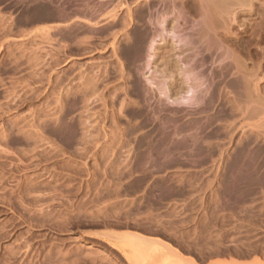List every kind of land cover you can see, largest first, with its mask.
Returning <instances> with one entry per match:
<instances>
[{
  "label": "rangeland",
  "instance_id": "rangeland-1",
  "mask_svg": "<svg viewBox=\"0 0 264 264\" xmlns=\"http://www.w3.org/2000/svg\"><path fill=\"white\" fill-rule=\"evenodd\" d=\"M16 1L0 3L13 24L0 38V264H133L123 234L197 264H264V0L229 12L207 0L98 11L90 0L87 13L86 0H45L74 12L43 22ZM141 28L156 38L128 62L117 38ZM101 39L106 48L79 53Z\"/></svg>",
  "mask_w": 264,
  "mask_h": 264
},
{
  "label": "bare ground",
  "instance_id": "bare-ground-1",
  "mask_svg": "<svg viewBox=\"0 0 264 264\" xmlns=\"http://www.w3.org/2000/svg\"><path fill=\"white\" fill-rule=\"evenodd\" d=\"M5 0H0V3H2V2H4ZM52 1V0H51ZM67 1V0H66ZM65 1V2H66ZM85 1V0H84ZM122 2L124 1V0H121ZM132 1V0H131ZM207 1H209L211 4H212V6L214 7V8H216V9H218V8H224V10L226 11L227 9V12H229V11H231V10H229L230 8H234V7H236V5H238L239 6V8H241V7H245V6H248V7H252L253 6V3H254V1L255 0H207ZM70 2H72V0L70 1ZM119 2V1H118ZM118 2H117V4L115 3V7H116V5H118ZM119 2L120 4L119 5H121L123 8H127V7H124V6H126V4L123 2ZM134 2V1H133ZM152 2H153V0H140V4H142V3H146L147 5L148 4H152ZM54 3V2H53ZM100 6L98 5V7L99 8H97L98 9V11L99 10H103L104 11V9H106V8H108V6H110V5H112V4H114V0H100ZM154 3V2H153ZM209 3V4H210ZM9 3H7L6 5H8ZM82 4V3H81ZM137 4V3H136ZM18 6L19 8H21V10H22V12H24V15L26 16V21L27 20H29V21H34V22H36V21H54V20H60V19H63V20H65V19H67V18H69L70 17V15H71V13H73L74 11H69V9H68V11H66L65 9H67L68 7L66 6V7H64V8H62V7H60L61 9H58V8H55V7H57V6H53L52 5V2L50 3V1H45V0H17L16 2H15V5L14 6ZM83 5H85V6H83V7H85V8H82L83 9V11L85 12V13H87V9L88 8H90V0H86L84 3H83ZM11 6V5H10ZM75 6V5H74ZM142 6V5H141ZM144 6V5H143ZM151 6V5H150ZM211 6V7H212ZM223 6V7H222ZM237 6V7H238ZM5 7V6H4ZM59 7V6H58ZM113 7V6H112ZM121 7V8H122ZM117 8H118V6H117ZM144 8V7H143ZM226 8V9H225ZM64 9V10H63ZM91 9H92V7H91ZM167 9V8H166ZM215 9V10H216ZM250 9H252V8H250ZM73 10V9H72ZM144 10V9H143ZM209 10H210V8H209ZM215 10H214V12H215ZM220 10V9H219ZM79 11V10H78ZM77 11V12H78ZM210 11H212V10H210ZM127 12V11H126ZM141 13L139 14L140 15V18L142 19V18H145V16L147 15V14H145V12H143V11H140ZM79 13V12H78ZM105 13H107V12H105ZM127 13H129V14H131L132 15V13H131V10L130 9H128V12ZM126 13V14H127ZM212 13V12H211ZM119 14V13H118ZM118 14L117 13H113V14H111L110 16H109V18L110 17H114V18H116V17H118ZM2 15V14H1ZM233 15V17H232V19H234V17H235V14L233 13L232 14ZM124 16V15H123ZM123 16H119V18H117V20L115 21L114 19V21H112L113 22V25H112V27L114 26V25H117L118 24V22H119V20H120V18H122ZM125 17V16H124ZM124 17L122 18V24L124 23V21H128V19L126 18L125 20H123L124 19ZM132 18V17H131ZM136 18V17H135ZM160 18V17H159ZM8 19V18H7ZM98 19V18H97ZM162 19V18H161ZM236 19V18H235ZM25 20V19H24ZM159 20V19H158ZM10 21H11V19H10ZM13 21V20H12ZM102 21V20H101ZM131 21V20H130ZM130 21H129V23H130ZM209 21V20H208ZM233 21H235V20H233ZM70 22V21H69ZM68 22V23H69ZM92 22V21H91ZM103 22V21H102ZM152 22V21H151ZM158 22V21H157ZM14 23V22H13ZM83 23H85V22H83ZM100 22L98 21V22H95L94 24H98L99 26H100V24H99ZM110 23H111V20H110ZM128 23V22H127ZM62 24V23H61ZM89 24V23H88ZM91 24H93V22L91 23ZM90 24V25H91ZM168 23H167V19L164 17L163 18V20H161V23H160V25H161V31L159 30V32L157 33L158 34V37H161V39H163L164 37V34H163V30L165 29L164 28V26L165 27H167L166 25H167ZM13 24L12 23H8L7 24V22H6V20H4V19H0V38H1V36H2V38H3V36L4 35H6L7 33L8 34H10L9 32L11 31H13V30H11V26H12ZM83 25V24H82ZM170 25V24H169ZM118 26V25H117ZM123 26H125V23H124V25ZM90 27V26H89ZM212 27V26H211ZM27 28V27H26ZM28 28H31V27H28ZM44 28V27H43ZM67 28V27H66ZM92 28V27H91ZM104 28V27H103ZM146 28V27H145ZM172 28H174L173 26H172ZM49 29L50 28H47V29H42L43 31H45V32H41V33H44V34H46L47 35V38H50L49 37V33L50 32H48L49 31ZM89 29V28H88ZM95 29H96V27H95ZM148 29V28H147ZM212 29V28H211ZM51 30V29H50ZM93 30V29H92ZM103 30V29H102ZM109 30V29H108ZM115 30V29H114ZM138 31H136L135 32V34H128V33H123L122 32V36L121 37H119V38H117V40L118 39H120L121 41H124V43L126 42V46H125V50H124V52H125V56L128 58L127 60H128V62H129V60H135V59H138L137 57L139 56V55H141V53H143L142 52V50H143V48H144V46L146 45V43L148 42V40H150L151 39V41L153 40L152 38L154 37V38H156L155 37V35L152 37L151 35H150V33H149V31H150V29H149V31L148 30H144V28H143V30L144 31H142V28H141V30H139V29H137ZM152 30V29H151ZM32 31V30H31ZM110 31V30H109ZM112 32H115V31H112ZM129 32V31H128ZM40 33V34H41ZM69 33V34H68ZM67 33V36L68 37H73V35H71V33H70V31ZM111 33V32H110ZM116 33V32H115ZM152 33H155V32H152ZM151 33V34H152ZM13 34V33H12ZM30 34V33H29ZM28 34V35H29ZM77 34V33H76ZM61 35V34H60ZM65 35H66V33H65ZM79 35V34H78ZM109 35V34H108ZM39 36V35H38ZM107 36V35H106ZM134 36V37H133ZM205 36H206V34H205ZM37 37V36H36ZM43 37L44 38H46L44 35H43ZM108 37V36H107ZM199 37H200V35H199ZM41 39V38H40ZM87 39V38H86ZM27 40V39H26ZM28 40H29V38H28ZM33 39H31V41H32ZM41 40H43V39H41ZM50 40V39H49ZM116 40V39H115ZM114 40V42L113 43H110L111 44V46H109L108 48H107V50L109 49L111 52H112V54L114 55V56H118V51H119V49H120V47L118 46V44L120 43V42H118V41H115ZM13 41V40H12ZM34 41V40H33ZM35 41H36V39H35ZM89 41V40H88ZM153 43V42H152ZM53 44V43H52ZM105 44H107V43H105V41H102V39L101 40H99V41H94V42H87V44H85V45H83V46H81V47H78V50H79V53L81 54V55H83V54H86L87 52H92V51H94V50H99V49H101V48H106L105 46H107V45H105ZM109 44V45H110ZM40 45V44H39ZM51 45V44H50ZM14 46V45H13ZM11 47V46H10ZM26 47V46H25ZM36 47V46H35ZM41 47V46H40ZM68 47V46H67ZM55 48V47H54ZM59 48H60V46H59ZM103 48V49H104ZM10 49V48H9ZM27 49V48H26ZM62 49V48H61ZM63 49H64V47H63ZM66 49V48H65ZM106 50V51H107ZM121 50H123V48L121 49ZM145 50V49H144ZM58 51V50H57ZM59 51H62V50H59ZM70 51V50H69ZM109 51V52H110ZM30 52V51H29ZM28 52V53H29ZM101 52V51H100ZM108 52V53H109ZM123 52V51H122ZM159 52V51H158ZM12 53V52H11ZM10 53V54H11ZM34 53V52H33ZM60 53V52H59ZM62 53V52H61ZM99 53V52H98ZM30 54V53H29ZM54 54V53H53ZM64 54H65V52H64ZM105 54V53H104ZM26 55V54H25ZM57 54H55V56H56ZM9 56V55H8ZM54 56V57H55ZM113 56V57H114ZM12 57V56H11ZM10 57V58H11ZM53 57V58H54ZM9 58V57H8ZM52 58V57H51ZM65 58V57H64ZM78 58V57H77ZM17 60H19V61H17ZM21 60V58L20 57H17V59L15 60L16 62H20V63H18V66L19 65H22V64H24V61H20ZM35 60V59H34ZM60 60H61V56H60V54L58 55V57L57 58H55L52 62H51V64L54 62V63H56V62H60ZM63 60V59H62ZM27 61V60H26ZM32 61V60H31ZM131 61H130V63H131ZM35 62V61H34ZM26 63H28V62H26ZM39 63V62H38ZM65 63V62H64ZM132 63H134V62H132ZM34 64V63H33ZM120 64V63H119ZM135 64V63H134ZM35 65V64H34ZM61 65V64H60ZM63 65V64H62ZM32 66V65H31ZM40 66V65H39ZM52 66V65H51ZM56 66V65H55ZM16 67H17V65H16ZM108 67V66H107ZM105 68V67H104ZM14 69V68H13ZM224 72V71H223ZM41 73V72H40ZM44 74V73H43ZM98 74V73H97ZM97 74H95V75H97ZM34 75V74H33ZM36 76H37V74H36ZM39 76V75H38ZM37 76V77H38ZM44 76V75H43ZM99 76H101V75H99ZM99 76H96L97 78H100ZM124 76V75H123ZM225 76V75H224ZM58 77V76H57ZM95 77V78H96ZM102 78V77H101ZM36 79V78H35ZM42 79V78H41ZM60 80V79H59ZM62 80V79H61ZM91 80V79H90ZM98 80H101V79H98ZM98 80H96V81H98ZM2 81V80H1ZM89 81V80H88ZM251 81V80H250ZM26 82V81H25ZM38 82V81H37ZM98 82H100V81H98ZM36 83V82H35ZM69 85V84H68ZM85 85V84H84ZM88 85H89V83H88ZM256 85V84H255ZM74 86V85H73ZM85 86H87V85H85ZM246 86V85H245ZM61 87V86H60ZM69 87V86H68ZM90 87H88V89H89ZM66 89V88H65ZM30 90V89H29ZM67 90H69V89H67ZM68 92V91H67ZM87 92V91H86ZM90 92H91V89H90ZM93 92V91H92ZM174 92V91H173ZM161 93V92H160ZM86 94V93H85ZM90 94V93H89ZM87 95V94H86ZM196 95V94H195ZM100 96V95H99ZM141 96V95H140ZM198 96V95H197ZM94 97V96H93ZM103 97V96H102ZM195 97V96H194ZM199 97V96H198ZM20 98V97H19ZM65 98V97H64ZM253 98V97H252ZM85 99V98H84ZM102 99V98H101ZM137 99V98H136ZM90 100V99H89ZM62 101V100H61ZM124 101H126V99H124ZM248 101V100H247ZM258 101V100H257ZM127 102V101H126ZM130 102H132V101H130ZM136 102V101H135ZM176 102H178V101H176ZM229 102V101H228ZM125 103V102H124ZM127 103H129V102H127ZM199 103V102H198ZM130 104V103H129ZM129 104H123V103H121V107L123 106V105H129ZM133 104H136V103H134V102H132L131 103V105H133ZM137 105V104H136ZM104 106V105H103ZM134 106V105H133ZM107 107V106H106ZM128 107V106H127ZM130 107V106H129ZM63 107H59L58 108V110L59 111H63V109H62ZM123 108H124V106H123ZM134 108V107H133ZM131 109V108H130ZM45 110H47V109H45ZM132 110V109H131ZM135 110V109H134ZM139 110V109H138ZM182 110V109H181ZM89 111V110H88ZM136 111V110H135ZM141 111V110H140ZM256 111V110H255ZM95 112V111H94ZM113 112V111H112ZM132 112H134V111H132ZM144 112V111H143ZM176 112V111H175ZM39 113V112H38ZM107 113V112H106ZM106 113H104L105 115H107ZM44 114V113H43ZM46 114H47V112H46ZM45 114V115H46ZM52 114V113H51ZM63 114V113H62ZM140 113H135L134 114V116H138ZM48 115V114H47ZM91 115V114H90ZM132 115H133V113H132ZM95 116V115H94ZM93 116V117H94ZM108 116V115H107ZM110 116V115H109ZM117 116V115H116ZM141 116H142V114H141ZM40 118V117H39ZM45 118V117H44ZM52 118V117H51ZM54 118V117H53ZM52 118V119H53ZM89 118V117H88ZM103 118H104V116H103ZM41 119V118H40ZM47 119V118H46ZM46 119L44 120L45 122H47L46 121ZM85 119V118H84ZM134 119V118H133ZM136 119V118H135ZM142 119V118H141ZM103 120V119H102ZM106 120V119H105ZM104 120V121H105ZM110 120V119H109ZM116 120V119H115ZM85 121H86V119H85ZM132 121V120H131ZM144 121V120H143ZM45 122H43V123H45ZM39 123V122H38ZM36 124V125H41V124ZM48 123V122H47ZM98 124V123H97ZM147 124H149V123H147ZM87 125H88V123H87ZM137 125V124H136ZM139 125H141V124H139ZM86 126V125H85ZM145 126H147V125H144V127ZM89 127V126H88ZM87 127V128H88ZM121 127V126H120ZM16 128H18L17 129V131L18 132H22L23 130H22V128L21 127H16ZM35 128H37V127H35ZM86 128V129H87ZM42 129V128H41ZM89 129V128H88ZM87 129V130H88ZM141 129V128H140ZM253 129V128H252ZM85 130V129H84ZM187 130V129H186ZM28 131V130H27ZM86 131V130H85ZM37 132V131H36ZM36 132H34V133H28V132H25L24 134L28 137V138H36L37 139V137H39L38 136V133H36ZM89 132V131H88ZM100 132V131H99ZM159 132V131H158ZM84 133H86V132H84ZM94 133V132H93ZM133 133V132H132ZM181 133V132H180ZM117 134V133H116ZM83 135H85V134H83ZM115 135V134H114ZM178 135V134H177ZM150 136V135H149ZM86 138H87V133H86V136H85ZM185 137V136H184ZM256 137V136H255ZM3 138H4V136H3ZM91 138V137H90ZM95 138H96V136H95ZM142 138H144L145 139V136H143ZM88 139V138H87ZM144 139H143V141H144ZM185 139H187L186 137H185ZM262 139V138H261ZM83 140V139H82ZM118 140H119V138H118ZM142 140V139H141ZM143 141H140L141 143H143L140 147H142L143 145H144V142ZM258 141V140H257ZM85 142V141H84ZM113 142V141H112ZM169 142V141H168ZM176 142V141H175ZM87 143V142H86ZM141 143H139V144H141ZM147 143V142H146ZM167 143V142H166ZM93 144V143H92ZM160 144V143H159ZM96 145V144H95ZM161 145V144H160ZM159 145V146H160ZM167 145H168V143H167ZM185 145H187L188 146V143L186 144V143H174V145L172 146L173 147V149L175 150H179V149H181V148H185ZM168 148V147H167ZM106 149V148H105ZM153 149V148H152ZM188 149V148H187ZM157 150V149H156ZM169 150H171V149H169ZM156 152V151H155ZM159 152V151H158ZM161 152H163V151H161ZM170 153V152H169ZM96 154V153H95ZM158 155H160V154H158ZM162 156V155H161ZM242 160V159H241ZM144 161H146V160H144ZM141 162V161H140ZM235 162V161H234ZM143 163V162H142ZM255 166V165H254ZM155 168V167H154ZM148 176V175H147ZM145 177V176H144ZM120 246H121V248L124 250V252H125V255L130 259V261L133 263V264H139V262H146V264H149L148 262L150 261V263L151 264H197V262H195V259L193 258H189V259H184L183 257H182V254H180L179 252H177L175 249H173V248H171V247H169L168 245H166V242H159V241H153V240H149V239H146V238H144V237H142V236H138V235H134V234H123V235H121L120 236V244H119ZM123 252V253H124ZM150 259V260H149ZM213 264H238V263H236V262H229V261H219V262H216V263H213Z\"/></svg>",
  "mask_w": 264,
  "mask_h": 264
}]
</instances>
